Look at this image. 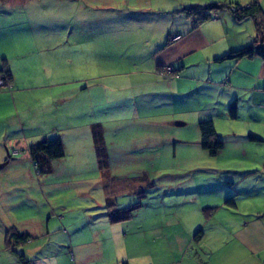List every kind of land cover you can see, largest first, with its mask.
Listing matches in <instances>:
<instances>
[{
    "label": "rangeland",
    "instance_id": "obj_1",
    "mask_svg": "<svg viewBox=\"0 0 264 264\" xmlns=\"http://www.w3.org/2000/svg\"><path fill=\"white\" fill-rule=\"evenodd\" d=\"M251 3L255 0H0V48L8 51L5 40L15 46L18 58L11 61L19 93L34 86L23 78L27 67L48 69L54 95L62 91L61 82L67 89L69 78L68 104L76 108L68 114V104L61 111L55 102L48 108L47 114H54L49 125L25 142L17 124L29 110L14 108L5 95L10 86L0 88V264H123L135 248L130 240L148 236L153 248L159 243L152 239L160 240L167 223L177 221L195 233L197 218H210L209 229L223 218H241L225 200L253 183L243 180L255 160L211 155L201 147L197 123L218 118L214 127L223 152L240 149L250 133L246 123L223 118L224 91L207 78L196 82V69L190 70L193 79L177 85L181 96L172 99L149 56L170 28L191 27L188 12L197 19L220 4L207 19L226 15L227 31L216 33L217 48L240 39L255 43L254 19L238 21L231 10ZM98 22L116 23L117 29L95 28L90 39L88 24ZM87 38L90 43L69 45ZM62 54L74 62L71 67L62 63ZM181 119L185 124L177 123ZM97 123L103 128L106 168L99 167L93 148L90 128ZM44 137L60 138L64 156L40 171L28 149ZM248 143L238 156H244L242 149L264 152V140ZM234 176L240 185L231 190ZM216 203L219 207L211 208ZM124 234L129 240L121 241ZM18 236L27 242L16 243ZM163 258H171L167 250L151 259Z\"/></svg>",
    "mask_w": 264,
    "mask_h": 264
},
{
    "label": "crops",
    "instance_id": "obj_2",
    "mask_svg": "<svg viewBox=\"0 0 264 264\" xmlns=\"http://www.w3.org/2000/svg\"><path fill=\"white\" fill-rule=\"evenodd\" d=\"M255 2L260 6L264 15V0H255ZM222 16L224 17L220 19ZM230 19L233 21L232 18ZM222 20L225 24H222ZM226 21V15L219 14L216 21L204 20L196 24L195 27L191 21V27H187L185 31H176V29L170 28L161 45L157 48L156 45L159 43H156L149 57H151V70L159 69L162 71L163 76L160 77H162L164 84L167 85V90H164L171 95L172 99L174 95L181 96L182 91L177 89V85L183 79H193L195 75L190 70L196 69V73L199 74L196 82L199 80L204 81L207 78L208 83H212L214 87H219V89L224 91L226 109L222 113L223 118L228 121L239 119V121L241 120L246 123L245 125L250 133L246 135V140L243 139L242 143H238V145H241L240 149L226 152L220 150L218 152H222L226 158L229 157L230 159L235 156V158L255 160L254 162H250V165L253 164L251 166L252 169L249 170V173H246L247 177L243 180L251 179L253 183L249 185L242 184L243 189H246L244 194L236 193L225 200V203L229 204L230 207L239 210L241 218H223L224 220H221L222 224L216 222L210 229V218H197L196 229L198 230L195 233V230L191 231L188 228H182V225L180 226V223L177 221L167 223L166 228H164V235L159 236L160 240L152 239L153 243H159L158 245L153 244V248L149 245L150 240L148 236H144L142 240L138 239L139 237L134 239V241L130 240V242H133L135 248L123 264H264V152H247L242 149L244 156L237 155L241 151V148H244V145H249L248 141L264 140V60L258 56L237 61L229 59L220 60L226 52L232 51L237 46L241 45L242 47V45L251 44L248 43L249 41L240 39L239 44H234L231 41L217 48L216 33L220 29L226 33V27L228 26ZM228 21H230L229 18ZM207 22L210 24H206ZM107 27H110L107 31H110V33L112 32L111 29L114 31L117 29L116 23L112 22L106 24L98 22L97 25L89 23V38H93L95 28L104 33ZM175 36H178V38L174 39ZM255 36L254 42L260 43L261 38L258 34H255ZM70 40L67 39V43H70ZM82 42L84 44L90 43V40L82 41L81 39H77L73 40L72 44L70 43L69 45L79 47ZM5 46L8 48V51L0 48V69H2L3 62H5L11 74L9 93H5V95L11 100L14 108L21 106L29 110L27 114L19 116L17 124L18 128L21 127L20 132L25 142H28L30 136L37 135L40 131L39 128L49 125L51 116L54 117V114H47L49 112L48 108H52L54 103L58 102L61 105V108L58 110L62 111V106L68 104V101L72 97V90L70 88L72 85H70L68 78L67 89L64 88L65 83L61 82L57 86H62V91L59 95H54L49 89L55 86L52 83L53 76H51L49 70L44 69L39 71L37 68L32 69L29 66L27 67L28 70L24 73L27 77L24 76L23 78L31 80L34 86L26 90L24 89L25 91L19 93L14 75V64L11 61V58H18V56L15 55L14 45L8 47L5 40ZM69 60L71 58L62 54V63L67 62L68 66L71 67V64L74 62H70ZM84 68L85 65L78 63L79 70H84ZM189 74L192 75L187 77ZM95 76L94 83L97 84L100 78L97 75ZM82 84L84 83H81L80 87H83ZM1 95L4 94L0 92V99ZM234 101L236 102V117L232 119L228 116L227 110L229 104ZM75 110L76 108H69L68 104V114ZM22 116H25L24 121L21 119ZM208 119L212 120L214 126H216L218 118L213 116L206 117L203 120ZM182 120L177 121V123L180 125L185 124ZM35 127L39 130H36ZM40 132L42 134V130ZM240 136L245 137L244 134ZM50 138L52 137H44L43 139ZM235 143L237 144V141ZM233 180L229 181L231 184L229 186L230 189H236L240 185V179L237 176H234ZM212 206L219 207L218 204ZM198 232L200 233V238L196 241L194 236ZM125 238H127L126 241L129 240L125 234L124 238L121 237L120 239L123 241ZM113 240L116 241L115 239ZM102 241L104 242V240ZM136 246L138 248L140 246V251L136 250ZM156 249L157 251L154 252ZM166 250L171 256L168 261L164 260V258L159 262L151 259L152 254H159L163 251L165 253ZM102 252L100 251L101 254ZM100 253L99 258L101 260L102 255ZM97 263L102 264L100 262Z\"/></svg>",
    "mask_w": 264,
    "mask_h": 264
},
{
    "label": "trees",
    "instance_id": "obj_3",
    "mask_svg": "<svg viewBox=\"0 0 264 264\" xmlns=\"http://www.w3.org/2000/svg\"><path fill=\"white\" fill-rule=\"evenodd\" d=\"M231 3H228L230 5ZM227 5V4H226ZM224 4L214 5V7L210 6L208 11L201 15V17L194 19V14L188 12L189 17H192L193 26L195 27L196 24L201 23L204 20L210 18V13L215 7H223ZM207 8V7H206ZM231 10L236 15V19L238 21H242L247 17H251L254 19L255 25L257 27V34L261 38L260 43H252L245 46H242L238 49L232 50L225 55H223L220 60L222 59H229L233 61H237L244 58H252L254 56H258L264 60V15L260 9V6L255 2L244 7L235 6L232 7ZM0 74L4 77L7 81V85L11 82V74L9 69L6 66H3L0 69ZM5 86V87H6ZM228 116L230 118L236 117V102H231L228 106ZM198 129L200 134V144L203 149H206L210 152L211 155H216L223 147V141L218 138L216 134V130L214 127V123L212 120H202L198 122ZM91 134H92V142L93 147L96 155V159L100 168L107 167V155L106 150L104 147V135H103V128L100 124H93L91 126ZM259 140V138H257ZM29 154L34 161L35 166L42 171L49 170L50 168V161L52 159H60L64 156V149L62 146V142L59 138H50V139H43L41 142L37 143L36 145L29 147ZM217 208V207H211ZM200 233H196L194 239L200 238ZM5 242L9 245V235H6ZM27 239L24 236H18L16 243H26ZM24 257V256H23ZM24 260V258H23ZM29 262H26V264Z\"/></svg>",
    "mask_w": 264,
    "mask_h": 264
},
{
    "label": "built area",
    "instance_id": "obj_4",
    "mask_svg": "<svg viewBox=\"0 0 264 264\" xmlns=\"http://www.w3.org/2000/svg\"><path fill=\"white\" fill-rule=\"evenodd\" d=\"M178 36H175L174 39H177ZM7 81L4 77H2V75L0 74V87H5L7 85Z\"/></svg>",
    "mask_w": 264,
    "mask_h": 264
},
{
    "label": "clouds",
    "instance_id": "obj_5",
    "mask_svg": "<svg viewBox=\"0 0 264 264\" xmlns=\"http://www.w3.org/2000/svg\"><path fill=\"white\" fill-rule=\"evenodd\" d=\"M9 86V85H8ZM1 88V87H0Z\"/></svg>",
    "mask_w": 264,
    "mask_h": 264
}]
</instances>
